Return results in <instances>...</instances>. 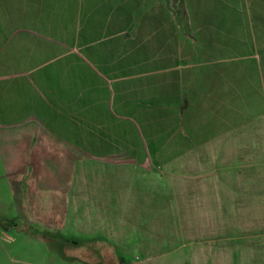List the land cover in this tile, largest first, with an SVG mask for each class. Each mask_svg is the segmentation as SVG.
<instances>
[{"label":"crops","instance_id":"0c3cea01","mask_svg":"<svg viewBox=\"0 0 264 264\" xmlns=\"http://www.w3.org/2000/svg\"><path fill=\"white\" fill-rule=\"evenodd\" d=\"M169 3L0 0L7 261L257 264L264 0H178L190 36Z\"/></svg>","mask_w":264,"mask_h":264},{"label":"rangeland","instance_id":"374dc122","mask_svg":"<svg viewBox=\"0 0 264 264\" xmlns=\"http://www.w3.org/2000/svg\"><path fill=\"white\" fill-rule=\"evenodd\" d=\"M238 213V212H237ZM242 216V221H244V230H255L257 228H264V204H261V208L253 209L250 211H243L240 212ZM239 221H236L238 223ZM243 227V224L241 225ZM259 236V235H257ZM235 244L241 245L242 243V235L235 233ZM4 245L5 247H8V244L5 242L0 241V264H39L42 261V257L39 256V253L37 251H33L34 244H28L29 247H31L32 251L23 253L21 250H14L11 251V261H7V257L2 255V248L1 246ZM23 245V244H20ZM252 250L257 251L255 252L254 256H256L255 262L257 264H264V257L260 254L264 251V234H262L260 242L258 239L256 241H252L250 243ZM52 251L46 250V264H69V261L66 257L68 255L73 253V247L71 244L62 242L61 240H56L55 243H52ZM23 248V246H22ZM77 248V247H76ZM251 257V263L254 261V258Z\"/></svg>","mask_w":264,"mask_h":264},{"label":"trees","instance_id":"16d2710c","mask_svg":"<svg viewBox=\"0 0 264 264\" xmlns=\"http://www.w3.org/2000/svg\"><path fill=\"white\" fill-rule=\"evenodd\" d=\"M176 22L184 35L190 36V28L186 13L181 4L177 3V10L174 12Z\"/></svg>","mask_w":264,"mask_h":264},{"label":"water","instance_id":"95a60500","mask_svg":"<svg viewBox=\"0 0 264 264\" xmlns=\"http://www.w3.org/2000/svg\"><path fill=\"white\" fill-rule=\"evenodd\" d=\"M177 1L178 0H170L169 5H170V8L173 12H175L177 10Z\"/></svg>","mask_w":264,"mask_h":264}]
</instances>
